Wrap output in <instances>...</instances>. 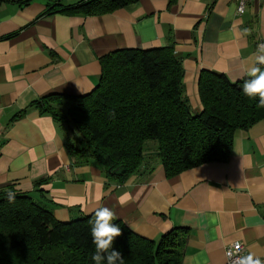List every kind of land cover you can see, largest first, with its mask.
Instances as JSON below:
<instances>
[{"label": "crops", "instance_id": "1", "mask_svg": "<svg viewBox=\"0 0 264 264\" xmlns=\"http://www.w3.org/2000/svg\"><path fill=\"white\" fill-rule=\"evenodd\" d=\"M18 1H0V191L30 196L60 222L107 207L113 221L149 240L183 228L181 264H225L232 243L264 261V119L234 133L227 162L171 178L156 144L147 142L139 171L119 185L89 155L70 156L61 124L32 107L51 93L89 94L100 78L99 59L112 51L172 45L197 114L202 70L231 82L248 76L264 43V0L249 2L242 15L234 0H138L96 16H41L46 0ZM71 106L65 101L60 111Z\"/></svg>", "mask_w": 264, "mask_h": 264}, {"label": "trees", "instance_id": "2", "mask_svg": "<svg viewBox=\"0 0 264 264\" xmlns=\"http://www.w3.org/2000/svg\"><path fill=\"white\" fill-rule=\"evenodd\" d=\"M31 1L17 3L24 6ZM63 1L46 0L41 16H96L138 0H77L67 5ZM99 63L100 78L89 94L51 93L32 107L61 124L70 156L94 158L105 177L116 184L139 171L147 142L156 144V157L165 177L171 178L200 165L227 162L234 133L264 119V107H257L259 98L242 92L248 76L231 82L208 70H202L197 79L201 110L191 112L183 93L181 62L172 45L119 49L102 56ZM260 67L264 70V65ZM65 101L73 106L62 113ZM10 191H0V264H93L94 213L60 222L28 195L16 193L14 202H9ZM112 223L122 231L113 246L123 254L124 264H181L183 228L149 240L119 221Z\"/></svg>", "mask_w": 264, "mask_h": 264}, {"label": "clouds", "instance_id": "3", "mask_svg": "<svg viewBox=\"0 0 264 264\" xmlns=\"http://www.w3.org/2000/svg\"><path fill=\"white\" fill-rule=\"evenodd\" d=\"M264 43L257 45L256 54L251 66L247 69L249 79L244 80L242 92L249 98H259L257 107H264ZM9 202H14L16 193L8 192ZM114 213L107 207L94 210V220L91 227L92 243L95 246L91 259L93 264H124L123 254L114 249V240L122 235L121 228L112 223ZM241 245L235 244L236 253L228 251L225 255L230 264H264L258 256L249 252L247 255H238Z\"/></svg>", "mask_w": 264, "mask_h": 264}, {"label": "built area", "instance_id": "4", "mask_svg": "<svg viewBox=\"0 0 264 264\" xmlns=\"http://www.w3.org/2000/svg\"><path fill=\"white\" fill-rule=\"evenodd\" d=\"M234 1H235V4H236V13L238 15H242L244 13V11H245V8H246L247 4L249 2H251V1H253V0H234ZM235 244H237V243H232V244L227 245L226 248H225V254L228 251H233L234 254H237L236 253V249H235ZM240 245H241V248H240V251H239L238 255L243 256V246H242V244H240ZM225 264H230V262H229L227 257H226Z\"/></svg>", "mask_w": 264, "mask_h": 264}]
</instances>
